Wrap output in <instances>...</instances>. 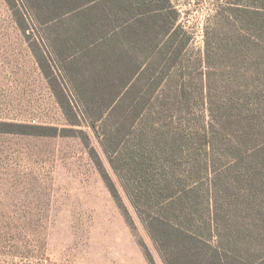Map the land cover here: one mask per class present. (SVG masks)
I'll return each instance as SVG.
<instances>
[{
	"label": "trees",
	"instance_id": "obj_1",
	"mask_svg": "<svg viewBox=\"0 0 264 264\" xmlns=\"http://www.w3.org/2000/svg\"><path fill=\"white\" fill-rule=\"evenodd\" d=\"M26 1L94 134L113 119L100 144L163 264H264V0H238L245 35L208 40L200 78L169 0Z\"/></svg>",
	"mask_w": 264,
	"mask_h": 264
},
{
	"label": "rangeland",
	"instance_id": "obj_2",
	"mask_svg": "<svg viewBox=\"0 0 264 264\" xmlns=\"http://www.w3.org/2000/svg\"><path fill=\"white\" fill-rule=\"evenodd\" d=\"M169 1L189 38L181 74L207 73L208 40L231 48L245 35L238 0ZM28 10L0 0V264H163L100 144L113 119L94 134L55 55L56 28Z\"/></svg>",
	"mask_w": 264,
	"mask_h": 264
}]
</instances>
